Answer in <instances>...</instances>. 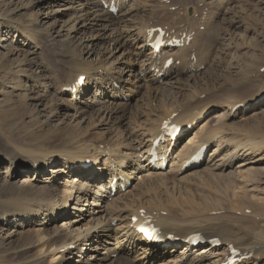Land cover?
<instances>
[{
	"label": "bare ground",
	"instance_id": "6f19581e",
	"mask_svg": "<svg viewBox=\"0 0 264 264\" xmlns=\"http://www.w3.org/2000/svg\"><path fill=\"white\" fill-rule=\"evenodd\" d=\"M55 1H30L15 8L35 5L36 8L40 3ZM129 1L71 0V8H78L85 12L84 15L78 19L77 15L61 19L59 9L48 12L44 22L39 20L41 10L38 8L33 10L40 14L38 22H34L35 32L26 29L18 35L16 43L25 47L18 53L17 61L10 62L5 69L13 67L33 81L42 79L41 85L46 83V90L53 86L56 95L71 93L84 105L88 102L80 101V96L90 97L94 87L93 101L85 106L99 103L102 122L98 124L112 123L116 128L124 121L129 94L135 89V85L126 87L129 80L121 77L125 74L122 64L127 62L126 55L132 53L135 57L132 62L141 64L133 76L138 83L146 82L143 86L153 101L147 110L153 115L140 121L138 127L142 131L139 135L135 136L136 131H132L129 138L124 133L117 137V134L101 133L95 124L83 127L68 118H60L61 124L52 129L59 113L54 108L57 100L49 105L34 103L39 127L44 125L51 133L44 136L41 133L32 140L25 138L21 143H13L16 145L14 151L0 154V161L6 164L0 171V259L10 256L0 264H221L232 246L244 255L236 264H264V191L254 183L263 170L264 156L258 155L261 143L255 137L248 138L247 134L233 130L227 123L230 117H239L243 109L264 105L261 104L264 86L251 101L246 97L238 99L239 95L232 94L231 89L218 87L224 75L221 71L225 69L220 68L218 72V65L215 68L218 73L205 71L208 62L212 66L215 58H219L218 54L228 55L235 48L225 36L243 27L237 21V11H234V18L225 15L220 22L213 21L208 14L204 17L198 13L199 0L195 1L196 6L190 14L186 10L190 0L166 3L158 0L154 5L155 13L135 28L136 31L130 25L135 9L127 8ZM218 1V5H223L229 0ZM112 2L120 8L117 15L111 11ZM88 4L92 5L89 9L86 8ZM173 6L177 11L172 10ZM92 7L93 12L90 11ZM82 19L94 20L95 25L102 27L98 30L102 35L80 36L85 30L78 28ZM159 26L178 37L185 34V41L188 36L193 38L183 47H168L155 53L150 46L149 31ZM117 27L120 30L116 33L107 32L110 29L114 32ZM43 34L51 45L60 46L61 54L69 58L66 81H58L56 74H48L47 68L36 60L40 53L37 40ZM99 40L108 66L101 65L103 57L96 45ZM133 45L137 51H131ZM77 47H81L80 51L84 49V57L87 55L86 58H92L98 65L86 58H77ZM8 51V55L16 53L15 47ZM212 54H215L213 59ZM169 57H173L175 63L166 68ZM128 66L133 73L132 63ZM228 66L234 75L238 74L239 65L233 62ZM118 71L121 74H117ZM252 71L254 73L255 69ZM80 76H85V83L78 91L66 90ZM255 80L249 77L240 85L235 80H231V84L234 88L246 89ZM193 84H201L204 91L188 97L183 92ZM41 85L35 84L34 89L29 88V93H39ZM209 85H214L213 92H207ZM42 96L27 95V99L40 101ZM261 97L263 99L256 102ZM213 98L216 99L213 101ZM211 108L218 110L215 126L205 120ZM169 119L183 126L184 136L173 146L169 139L160 141L157 150L167 156L170 164L163 168L159 162V167H155L148 156L152 137L161 133V124ZM189 123H194L191 129L186 128ZM204 144L212 147L208 156L184 169L185 161ZM87 160L92 164L81 166ZM237 162L242 178L235 176L237 171L231 170ZM49 168L50 175L42 177ZM205 170L216 179L221 176L220 180L234 174V180L243 186L238 187L239 190L228 186L220 191L218 187L209 186L208 191L203 189L196 193L198 185L204 186L199 178ZM23 172L25 177L18 182L17 177ZM115 177L119 182H130L131 187L122 192L117 183V193L111 197L110 182ZM141 210L159 226L164 239L162 248L148 243L137 230L139 222L131 220L132 216L142 220ZM11 227L14 230L9 232ZM26 227H29L30 237L23 233ZM193 233H200L206 239L218 238L221 244L212 247L209 242L201 248H191L186 241Z\"/></svg>",
	"mask_w": 264,
	"mask_h": 264
},
{
	"label": "rangeland",
	"instance_id": "374dc122",
	"mask_svg": "<svg viewBox=\"0 0 264 264\" xmlns=\"http://www.w3.org/2000/svg\"><path fill=\"white\" fill-rule=\"evenodd\" d=\"M30 1L38 0H0V154L10 153L14 151L16 145H14L13 143H21L25 138H29L30 140H32V137L40 135L41 133H43L42 136L51 133V130L47 129V127L45 128L44 125L39 127L40 122L38 121L34 110V103L37 102H42L49 105L53 101L57 100V104L54 106V108L56 109V111H59V113L54 118L56 122H53L54 125L52 129H57V127L61 124V120H59L60 118L64 120L68 118L69 121H72V123H81L83 127L94 126L95 124L96 129L101 133L109 132L112 135L117 134V137L124 133L127 134L126 136L129 138V134L132 133V131H136V134L134 133L135 136L139 135L142 131V129L138 127L140 121L146 119L148 115H153V113H149L147 110L153 103V101L150 100V93L148 92L147 88L143 86L146 85V82L142 81L141 83H138L137 78L133 76L139 70L141 64L132 62L135 58L132 56V53H128L126 55L127 62L122 64V68H124L125 74L121 75V77L123 76L126 81L129 80V83H126V87L135 85V89L133 93L129 94V100L127 101L128 108L125 113V118L121 126L118 128H116L117 125L112 126V123L106 125L98 124L102 122L98 112L99 103L93 104L90 107L85 106L86 104L93 101V93L95 91L94 87H92L93 92H91V94L89 95L90 97L85 98L80 96V101L88 102L84 105L82 103H79L75 99L76 97L74 98L71 93L56 95L53 86L48 87V90H46L45 87L47 86V84L44 83L41 85L42 79L33 81L28 76L20 74V70H15V68L13 67H8L7 69H5L6 65H9L10 62L17 61L18 53H20V50L24 49L25 47L20 43H16V40L20 38L18 35L23 34L26 29H30L31 31L35 32L34 29L36 28L34 22H38L37 17L40 16V14L37 15L35 12H33V10L35 11L40 8L41 16L39 20L41 22L46 21V15L48 12L58 11L59 9L60 12H58V14H62L61 19H68L69 17H73L76 15L78 19L83 13H85L83 11H80L78 8H71V0H57L55 1V3L52 2L45 5H43V3H40L41 5L36 8V5L22 7V9L20 7H17L19 9L16 10L15 6L22 3L28 4L30 3ZM157 1L158 0L129 1L127 8L135 9L132 11L133 16L130 17V19L132 20V23L130 24L132 29L136 30L138 26H142L143 23L147 22V20L152 17L156 10V7L154 5L157 3ZM162 1H165L166 3L168 0ZM195 1L197 0L189 1L190 4L186 8L187 13L190 14L193 12V6H196ZM218 2V0H203V2L202 0H199L197 8L198 13L200 15L203 14L204 17L208 14L213 21L217 20L223 22L222 19L223 17H225V15L234 18V11L236 10V15H238L237 17H239L238 19H240H237V21H240L243 27L240 28L238 32L231 30L230 32L226 33V41L232 42L235 48H233L228 55H222V53L218 54L217 57L219 58H215V62L212 63V66H209L208 62L205 71H208V73L211 74L216 71L215 68L219 65V69L217 70L218 72L220 68H223L225 70L224 72L221 71V73H224V75L223 80L218 87L226 86L227 88L231 89L230 92L232 94L239 95L238 99L246 97L251 101L264 86V0H229L228 2L223 3V5H218ZM204 5L206 6V8ZM74 6L78 5L74 4ZM91 6V4H88L86 5V8L89 9V7ZM176 6L172 7V9H174L175 7V10L173 11H177ZM254 6L256 7V9ZM249 7H251L252 9H249ZM90 11L93 12V7ZM124 11H126L125 8L123 9V12ZM82 18H85V16H83ZM61 24L62 22H60V25ZM60 25H58L57 28H59ZM90 25H94L91 26L93 28H90ZM78 28L85 29L81 31L80 36L90 37L91 35H102L103 33H98V30L101 31L102 27L95 25L94 20L83 21L82 19L78 24ZM117 29L120 30V28L117 27L113 32V30H108L107 28V32L116 33ZM124 30L130 31V29L128 28H125ZM97 42L98 44L96 45L98 47V53L100 52V56H102L104 55L102 42L100 40ZM37 43L40 45V53L37 54L38 56L36 57V60L47 68L48 74H56L58 81H66L69 75L65 70L70 61L69 58H66L61 54L62 49L60 48V46L51 45L44 34L37 40ZM10 47H15V54L8 55V48ZM130 48L132 52L137 51L138 49L134 45ZM80 50L81 47H77V58L83 57L85 59L86 57H88L87 55L86 57H84V49L82 51ZM213 55L215 54H212L210 56L212 59L214 58ZM130 57L133 58V60L129 61ZM86 59L95 62L92 58V60L90 58ZM102 59L103 60L101 61V65L108 66L107 59L104 60V57ZM209 59L210 58H208V60ZM129 62L132 63L131 69L134 70L133 73L129 70ZM233 62L236 65L240 66L237 75H234V73H232L230 69V66H228ZM95 63L98 65L97 62ZM115 66L119 65L116 64ZM32 69H36V67H33ZM252 69H255L254 73H252ZM217 71L215 73H218ZM258 72L261 73V76L258 75ZM117 74L121 73L118 71ZM249 77L256 80L251 83V85L246 89H243L242 87L234 88L233 84H231V80H235L236 82H238V85L240 82H243ZM35 84L37 85V87L41 85V90L39 91V93H29V88L32 87L34 89ZM137 84H140V86H136ZM212 86L214 85L208 86L209 88L207 89V92H213L214 88H212ZM86 90L87 88H85L84 91ZM197 91H204L201 88V84H193L191 86H187L186 91L183 93L186 96L191 97V95ZM38 94L43 95L40 101L27 99V95L32 96ZM214 99L216 98H213V101ZM262 99L263 97L258 98L256 102H260ZM217 100L223 101L220 98H217ZM263 103L264 102H262L261 104ZM152 109L153 108H151L150 111H152ZM217 112L218 110L215 108H211V110L207 111V115L205 117L206 122H208L212 126H215L219 119V117L217 116ZM227 123L228 126L233 130L247 134L248 138L255 137L254 139L256 141H260L259 143H261V145L259 152H261V154L258 155L264 156V105H259L256 108L251 106L243 109V113L240 114L239 117H230L227 120ZM237 132H235V134L242 137V135ZM5 165L6 164L4 163V160L0 161V171L4 169ZM238 165L239 162H237L231 170L237 171L238 175L235 176L242 178V174L238 173V170L240 169L238 168ZM262 165L263 170L258 173V175L256 176V180H254V183L258 184L259 188L263 189L264 191V162ZM58 166L62 167V165L60 166V164ZM50 171V168L49 170L47 169L42 177L49 176ZM206 173L208 172H206L205 170L204 175L199 178V180H202V182H204V186L202 187L198 185V188H195L194 192L198 193L203 189L206 192L210 189L208 188L209 186L218 187V191L228 186H231L229 187L230 189L235 188L239 190L238 187L243 186L241 182L234 180V174L232 176H227L228 178L225 177L224 179L220 180L221 176L217 177L216 179V176L214 177L213 175H210L209 173L208 175ZM24 177L25 173L23 172L19 174V176L17 177V181L20 182ZM11 226L15 225L11 224ZM13 230V227H11L8 231L12 232ZM29 232V227H26L25 231L23 232L25 234V237L31 236ZM201 246L203 247V245ZM9 258L10 256H4L0 259V263L7 261Z\"/></svg>",
	"mask_w": 264,
	"mask_h": 264
}]
</instances>
